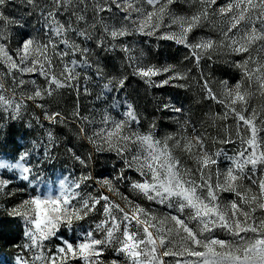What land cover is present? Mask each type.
<instances>
[{
  "label": "snow or ice",
  "instance_id": "6c2138e0",
  "mask_svg": "<svg viewBox=\"0 0 264 264\" xmlns=\"http://www.w3.org/2000/svg\"><path fill=\"white\" fill-rule=\"evenodd\" d=\"M26 2L39 7L36 0ZM6 3L7 0H0V21L3 22L0 31L4 32L8 25L18 23L5 15ZM137 3L139 0H103V3H94L93 8L97 16L104 12L111 13L113 7L126 14L124 20L129 21L133 29L130 30L127 24L119 28L104 26V32L113 40L129 36L133 30L152 36L162 26L171 29L172 25H176L178 31H165L157 38L172 40L185 46L197 64L205 57L211 60L212 54L224 44L223 41L218 44L213 39L189 41V35L208 19L210 9L217 4V0H199L200 10L190 17L176 16L169 10L174 0H146L152 8L151 11L137 7ZM81 5L84 7L81 8ZM44 8L47 9L44 16L46 38H30L24 41L17 51L18 63L9 54L6 45L0 43V63L7 66L9 73L15 71L21 74H39L45 78L47 86L36 87L27 97L29 100L43 99L57 88L75 87L73 82L78 81L80 76L76 71L79 63L65 58L77 52L84 55L88 49L70 39L69 33L91 39L88 29L74 27L71 19L75 17L77 25L86 21L83 14L87 8L85 0H48ZM216 11L221 17L227 18L224 31L226 47L237 55L248 53V56L236 65L241 69L242 78L234 86H229L226 80L220 81L221 91L218 95L209 82L204 80L203 89L207 98L227 109L224 118L229 113L234 115L237 124L236 136L241 148L234 156H227L222 150L210 152L206 147L207 138L203 134L183 136L180 140L173 135L158 139L152 131L155 128L154 122L149 131L142 133L138 127L140 119L131 105L127 106L120 119L106 112L101 121L102 127L87 138L97 153L114 152L122 160L124 169L114 180L124 179L125 170H135L142 180L132 183L134 189L149 201L175 209V214L163 218H158L131 201L126 205V210L119 204L110 202L105 195L96 197L84 193L81 186H86L93 179L91 172L82 173L72 180L62 178L54 188L49 187L47 181L41 177L40 165H33L28 159L29 152L22 153L14 163L0 161V169L17 170L21 180L27 181L29 186L35 185L28 198L23 199L10 213L21 217L25 223V236L30 241L25 247L37 250L32 264L37 261L39 264H70L75 260H80L83 264H103L100 257L113 242L116 243V254L124 257L123 264H165V257L173 258L168 264H264V215L256 216L258 210L264 213V179L258 183L253 181L257 183L258 191H253L243 183L249 166L255 172L258 165H264V142L258 138V132L264 131V127H257L256 110L249 112L248 109L250 98L255 94L252 91L253 85L264 96V60L259 57L254 59L251 55L254 48L258 52L264 51V0H231ZM58 13H68L69 19L62 23L57 19ZM133 13L137 14L135 20L132 19ZM165 16L170 20L167 25L163 23ZM89 27L95 28L96 25L91 24ZM6 38V35L0 37ZM61 44L65 46L63 49L59 47ZM122 50L126 53L131 51L127 46H122ZM129 59L135 60L136 57L130 54ZM86 62L85 60L84 63ZM163 73L172 75L156 86L168 84L170 80L186 79L185 75L174 70V66L157 68L154 65H137L134 68V74L146 78L145 82L149 84L155 83L152 77ZM126 79L127 77H123L117 80L111 88L109 85L112 81H109L104 88L109 91L123 88ZM13 82L18 86L26 83L23 79L17 81L15 77ZM32 83L35 84V81ZM4 90V84L0 82V106L5 111L12 109L18 113L20 104L6 98ZM164 107L173 112L182 111L168 104ZM58 117L60 113L46 116L53 122H57ZM133 124L137 127L134 128ZM261 125H264V120H261ZM241 128L247 135L241 134ZM80 131L84 133L85 129L82 127ZM49 138H52L51 133ZM181 140L184 141L183 144ZM169 141H175L172 147L169 146ZM220 143L229 144L234 141L228 137ZM175 149L183 151L195 161V172L182 165L181 160L174 155ZM222 154L231 161L224 172L218 167ZM45 156L47 158V153ZM75 159L87 167L91 155L87 160L80 156H75ZM213 166H217L215 171ZM11 182L9 179L0 178V196L15 194L14 190L5 191ZM99 183L114 190L112 180L104 179ZM222 192L234 193L237 199L224 203L220 199ZM102 200L105 202V219L94 229L80 233L75 240L58 235L61 228L74 232L78 222L93 213ZM217 229L226 232L231 239H221L213 235ZM98 232L104 233L103 238H97L95 233ZM53 238L60 241L54 252L45 248V242ZM21 264H28V261L22 260ZM110 264H118V261L112 260Z\"/></svg>",
  "mask_w": 264,
  "mask_h": 264
},
{
  "label": "rangeland",
  "instance_id": "374dc122",
  "mask_svg": "<svg viewBox=\"0 0 264 264\" xmlns=\"http://www.w3.org/2000/svg\"><path fill=\"white\" fill-rule=\"evenodd\" d=\"M85 2L87 4V8L83 14L86 17V21H81L77 25L75 22V17H71V19L73 21L74 27L78 26L81 29L87 28L91 35V39H84L83 37L76 36L74 33H69V37L70 39L75 40L76 43L80 44L82 48H87L88 52L84 55H81L79 52H77L75 54H70L69 57L65 58L66 60H76L79 63L76 71L80 73V76L78 81L73 82L75 87L57 88L52 92L51 95H45L43 99L37 98L35 100H29L27 97L32 94L36 87L44 88L47 86L45 78L39 74H21L15 71L9 73L7 66L3 63H0V82H3L5 89L3 94L6 98L12 99L15 103H19L20 107L27 104L25 103L26 101H30L36 110H40L46 109L52 105V103L58 100L62 101L69 99L71 101L70 97L79 100H76L73 104L67 102V105L65 106L71 117L76 121L78 120V122L75 123L73 119L69 121V119H67L62 114H60L59 117L61 118L62 122H60L61 120L58 121V119L57 122H54V130L61 133L60 137L55 139V146L63 148L64 156L61 166H59L56 170H52L53 165H56L57 161L59 160V158L55 156L54 153L50 156H47V158H36L33 160L28 157V159L33 165H40L42 169L41 177L47 181L49 187L55 188L59 180L62 178L72 180L76 177H79L82 173L91 172L93 179L89 180L86 186H81L84 193H90L92 196L96 197L105 195L109 198L110 202L119 204L122 208H126L128 202L131 201L132 203L138 204L144 209L150 211L158 218L175 214L174 208L169 209L167 205H161L155 201H149L143 196V194L132 187V183L134 181L142 180L139 173L135 170H125L124 179L114 180L113 178L124 169L122 160L114 152L97 153L94 150V145L87 137L91 136L95 130H98L100 127H102L101 121L103 120L106 112L116 119L122 118L123 113L125 112L123 109L120 110L118 108H113L111 110V108L106 106L104 101H99L97 98L100 97L99 92L101 88L99 80L102 78V76L97 73L100 57L108 52L110 56L115 57L116 61H118L120 67H122L125 73L133 72V75H135L134 68L137 65L156 66L157 63L161 66L160 68L174 66V70L176 72H180V69H182L180 68L182 66L181 63L184 62L183 60H181V63L178 61H172V63L165 65V63L168 61L162 59L157 53L162 43L166 40L157 38L160 33L169 30L178 31V28L176 25H172L171 29L162 26L159 32L152 36L133 30L132 34L129 36L113 40L107 35V33L104 32V26L108 25L110 27L119 28L121 25L127 24L129 25L130 30L133 29V26L129 23V21L124 20V16L126 14L113 7L111 13L104 12L97 16L94 11L93 4L96 2L103 3V0H85ZM230 2L231 0H217V4L214 5L212 9H210V15L208 19L203 21L202 26L195 29L193 33L189 35L190 42L193 41V39H213L218 44L221 41L224 42L223 46L218 48L212 54V59L209 60L207 57H205L204 59L200 60L199 64H197L195 60L190 57V52L187 54L186 52L184 53L187 55V57H189L187 58V61H192L191 66L186 68L189 70L188 73L194 72L195 67L197 68L204 64L210 65L214 62H219L221 65H225L230 69V76L228 78H222L220 81L226 80L229 86H234L235 83L242 78L241 69L236 65L243 59H246L248 53L237 55L226 47L227 40L225 39L224 31H226L227 27V18L221 17L216 10ZM36 3L39 5V7L29 5L26 0H7V3L4 6L5 15L11 20L18 21V23L8 25L6 32L0 31V37L5 35L7 36L6 39H0V43H4L6 45L7 51L13 56L14 59L17 60V63L19 62L17 51L22 47L24 41L30 38H46L44 16H46L47 9L44 8V5L48 3V0H36ZM136 6L143 7L147 11L152 10L151 6L146 3V0H139V3H137ZM83 7L84 6L81 5V8ZM200 8L201 4L199 3V0H174V3L169 6V10L174 15L183 17H190L200 10ZM136 16L137 14L133 13L132 19L135 20ZM101 17L103 18L102 20ZM57 19L63 23L69 19V14L58 13ZM163 23L164 25L169 24V17L165 16ZM2 24L3 22L0 21V25ZM91 24H95L96 27H89ZM48 34H51L50 31ZM231 35L232 34L230 33L229 36ZM122 46H127L131 50L130 53L123 51ZM59 47L63 49L65 46L61 44ZM130 54L136 57V59L130 60ZM251 55L254 59L259 57L260 59L264 60V51L258 52L254 48L251 51ZM85 60L87 61L86 63H84ZM53 63L55 64L56 61L54 60ZM251 66L252 65L250 64V67ZM56 71L57 73L59 72V67H57ZM94 75L99 77V80L97 79L93 82L94 84H91L89 80L92 79ZM170 75H172V73H163L161 75L152 77L151 79L155 82L153 84L146 83V78H141L140 76L135 75V77H137L139 80V82H135L141 84V88L139 89L149 94L150 97L152 96L156 101H161L163 106L168 104L176 108H180L178 104L172 100V95H178V92L174 90L173 87L179 86L178 80L180 79L170 80L168 84L156 86V84H159L162 80L166 79ZM13 77H15L17 81L19 79H23L26 81V83L22 86H18L17 83L13 82ZM190 79L193 80V78ZM33 80L35 81V84L32 83ZM81 83L85 84L87 91L80 90L78 85ZM245 84H247V82H245ZM187 85H192V89L196 88V85L193 82L188 81ZM163 86H168L169 89H164L162 91L160 88ZM91 89L92 91L94 89L97 92V95L95 93L94 97L90 96L89 94V90ZM202 90L197 89L199 93H202ZM214 91H216L219 95L221 91L220 83L218 86H216V90ZM252 91L255 94L250 98L248 109L249 112H251L252 109L256 110L258 113L256 124L258 128H261L264 127V125H261V120H264V96L260 95L256 91L255 85H253ZM22 102L23 104H21ZM189 107L191 109L193 105L191 104ZM221 108L225 114L227 109L223 105ZM163 109L171 111L165 107H163ZM215 109V106L213 107V105L205 104L203 111L201 110L202 115L196 118L197 121L193 120L191 117V114L193 113L191 111L186 113H183V111H171V115H163L160 117L161 123L164 125L165 130H162V132L155 124V128L152 129V131L154 132L155 137L158 139H163L166 136L173 135L177 140H180L183 136L193 137L203 134L207 138L206 147L210 152L222 150V152L227 154V156H234L241 148V143L236 136V119L233 114L229 113L227 117L224 118V120L218 121L215 119L217 115L214 111ZM179 113H183L184 115H180ZM247 114L248 113H245V115ZM85 117L87 118L86 120L84 119ZM64 121H69L70 125H66V122ZM153 122L154 121L149 120L145 126H138L139 130L142 133L149 131L150 125H152ZM71 123H75L77 129L74 127V124ZM82 127L85 129L84 133H81L80 131ZM133 127L136 128L137 125L133 124ZM241 134L247 135L243 128H241ZM228 137H230L234 143H220L221 140ZM258 138L264 142V131L258 132ZM174 143L175 141H169V146L172 147ZM183 143L184 141L181 140V144ZM89 155H91V161L88 163L87 167H84L79 163L78 160L75 159V156H80L82 159L87 160ZM174 155H176L181 160V163L185 168L192 169L193 172H195L197 165L188 154L179 149H175ZM17 159L18 158L12 159L6 155L0 154V161L2 162H7L10 164L16 162ZM41 161H43L42 164L40 163ZM230 163L231 161L225 159V156L222 154L218 161V167L220 171L224 172ZM216 167L217 166H213V171H215ZM262 169H264V165H258L257 170L252 172L251 166H249V168L246 170L247 175L243 180L244 185L251 187L253 191H258L257 183L259 180L264 179V171H262ZM249 176L251 177L250 179L248 178ZM0 178L9 179L11 181L16 179L18 182L13 186H11L10 183L9 188L5 190H14V195L0 196V209L6 210L10 214L14 207H16L23 199L28 198V194L32 192V188L35 185L29 186L27 181H25L27 182V185H24L23 182H20L23 180L19 178V172L17 170L0 169ZM104 179L112 180L114 190H109L107 186H103L101 183H99ZM213 180H215V176H213ZM253 181H256L257 183H253ZM41 188H43V185H41ZM220 199L222 202L227 203L229 201L236 200L237 198L234 193L222 192L220 194ZM104 204L105 202L102 200L100 204L97 205L96 210L93 213L86 217L85 220L78 222L76 228H79L80 231L77 235L87 230L94 229L97 224H100L105 219L103 212ZM113 212L116 214L115 209ZM185 214H187V210ZM262 215H264V213H261L258 210L256 216L260 217ZM122 229L123 225H121V230ZM77 235L73 238V240L76 239ZM95 235L97 238H103L104 233L98 232L95 233ZM117 235H119V233H117ZM213 235L221 239H231V237L228 236L226 232L220 229H217ZM29 243L30 241L28 237L24 236L22 246H18L17 254L11 256H7L4 253L0 254V264H21L22 260L28 261V264H32L33 258L37 255V250L35 248H26L25 245ZM52 243V240L48 241V243L45 245L46 250H51L52 252L55 251L56 246H53ZM115 248V242L105 248L100 257V260L103 262V264H110L112 260H117L118 264H123L124 257L122 254L118 256L116 254ZM164 259L165 264H168L169 261L173 260L172 257H165ZM36 264H39V261H37ZM70 264H83V262L80 260H75L71 261Z\"/></svg>",
  "mask_w": 264,
  "mask_h": 264
},
{
  "label": "trees",
  "instance_id": "16d2710c",
  "mask_svg": "<svg viewBox=\"0 0 264 264\" xmlns=\"http://www.w3.org/2000/svg\"><path fill=\"white\" fill-rule=\"evenodd\" d=\"M184 52L187 54L190 50L185 46L170 40H165L157 52L158 56L165 61H168L165 65L172 63V61H178L180 63L181 60L184 61L181 63L182 66L180 68L182 69H180L179 73L185 75L186 79L178 80L179 86L173 87V89L178 92V95H172V100L182 108L183 113L188 111L193 112L191 114L193 120L197 121L196 118L202 115L201 113L205 104H210L213 105V107H216L214 110L217 114L215 117L216 120H224V111L221 108L222 105L207 98V93L203 89V82L204 80H207L213 90H216V86H218L220 80L230 76V69L225 65H221L219 62H214L210 65L204 64L200 67H195L194 72L188 73L189 70L186 68L191 66L192 61L185 60L187 55ZM156 67L160 68L161 66L157 63ZM97 69V73H99L102 78L99 80V77L94 75L89 81L91 84H94L93 82L97 79L100 81V97H97L99 101H104L106 106L111 108V110L113 108H118L126 111L127 106L131 105L140 119L139 127L145 126L150 120L154 121L161 131L165 130L160 117L163 115H171L172 112L164 110L161 101H156L152 96L151 99L149 94L139 89L141 88V84L137 83L139 80L133 75V72L125 73L115 57L110 56L108 52L100 57ZM123 77H127L123 88L112 91L104 88V85L109 84V81H112V84L109 85V87H113L115 82ZM190 78H193V80ZM188 81L195 83L196 88L192 89V85H187ZM180 85H183V87ZM78 86L81 91L86 89L84 83H81ZM160 89L163 91L164 89L169 88L168 86H163ZM197 89H203L202 93H199ZM95 93L97 95V92L94 89L93 91L92 89L89 90L90 96L94 97ZM70 99L71 101L69 99L62 101L58 100L46 109L40 110H36L33 104L28 100L29 102H25L27 104L20 107L18 113L14 112L12 109L5 111L4 108L0 106V154L16 159L19 158L22 153L29 152V158L34 160L36 158H45L46 153L47 156L54 153V155L59 158L57 164L52 167V170H56L61 166L64 156L63 148L55 146V139L60 137L61 133L54 130V122L47 119L46 116L58 112L69 119V121L73 119L75 123L78 122V120L76 121L71 117L65 107L67 102L73 104L77 100L73 97H70ZM21 104H23V102ZM191 104L193 107L190 109L189 106ZM183 113L179 114L184 115ZM57 119L58 121L61 120L59 117ZM69 121L64 122H66V125H70ZM75 123L71 124H74V127L77 129ZM49 133L52 134L51 139L49 138ZM20 182L27 185V182L25 181ZM16 183H18L16 179H13L11 186ZM79 231V228H76L74 232L65 231L61 228L58 235L73 240ZM24 236L25 223L22 218L10 215L6 210L0 209V254L4 253L7 256L17 254L18 246H22ZM51 240L53 241V246H57L60 243L56 238ZM47 243L48 241L45 242V245Z\"/></svg>",
  "mask_w": 264,
  "mask_h": 264
}]
</instances>
